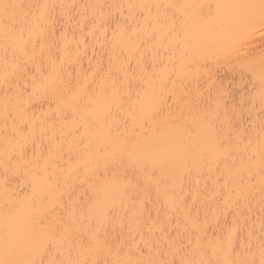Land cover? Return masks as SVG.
Listing matches in <instances>:
<instances>
[{
    "label": "bare ground",
    "instance_id": "1",
    "mask_svg": "<svg viewBox=\"0 0 264 264\" xmlns=\"http://www.w3.org/2000/svg\"><path fill=\"white\" fill-rule=\"evenodd\" d=\"M0 3L23 5L22 11L28 13L29 21L42 14L44 17V22L31 33L25 30L26 49L0 31V257L9 233L32 230L25 221V210L18 206L26 192H31L32 176L26 173L23 160L17 162L13 158L7 172L4 163L5 148L12 150V144L5 142L14 135L18 108L25 103L30 116L39 117L42 113L51 116L43 124L46 130L43 135L40 124L35 129L36 143L43 142L44 156L53 131L56 135L52 143L61 142L63 146L62 157L58 149L54 166L48 168L52 194L59 197L49 219H63L55 238L62 243L59 249L51 247L45 252V264L53 257L67 258L69 250L73 258L99 259L103 264L104 255L96 256L86 248H79L80 239L86 242L98 227L100 238L112 245L110 260L117 255L116 245L122 241H126L118 253L122 260L140 259L142 250L143 259H148L145 241L156 245L153 259L222 260L225 250L221 241L224 229L229 226L234 229L238 226L233 247L240 255L233 253L232 258L243 259L246 255L252 259L254 254L258 264L260 240L264 237L261 230L264 185L256 133L264 118L258 100L264 40L252 29L258 26L259 8L221 9L217 18L215 5L258 6L260 0H0ZM172 4L212 5V16L206 15L207 7L203 17L199 9L184 10L188 23L180 29L181 38L186 30L190 51L198 53L187 69L191 78L181 81L179 71L173 72L160 114L141 126L140 121L134 124L126 113L138 91L146 88L149 94L153 92V85L143 72L145 66L151 70L152 41L133 48L126 37L114 36V31L118 33V23L135 26L139 22L143 26L145 16H171L179 11L165 7ZM129 5L150 8L143 9L141 14L138 7ZM160 52L164 53L163 47ZM163 67L161 64L160 68ZM176 67L179 70V56ZM154 79L155 91L159 92V79ZM34 82L38 93L28 102ZM42 85L47 86L46 95ZM117 86L123 107L112 105L108 121L112 137L90 132L84 143H79L84 127L79 130L70 125L64 127L57 113L58 105L60 113H67L70 118L72 108L83 112L81 102L92 96L102 102L111 100ZM220 93L224 97L217 126L225 118L223 104H226L236 127L247 128L251 134L254 160L249 159L253 149L244 150L247 137L240 141L239 152L234 140L233 154L219 163L217 154L210 149L204 113L213 115ZM242 96L246 100L243 120L239 111L235 114L231 111L233 104H240ZM253 97H256L254 106ZM53 124L55 127L50 130L48 126ZM232 136L235 137V132ZM26 151L25 159H32L33 147ZM43 162L41 157L40 165ZM242 163L251 164V169H246L241 178L236 169ZM226 166L233 169L232 176ZM225 194H229L227 202ZM44 205L50 209L53 206L48 199ZM101 210L106 216L103 224L98 225ZM189 212L193 219L198 216V230L189 221ZM153 222L162 224L163 230L150 233L148 227ZM171 240L176 244L169 248ZM36 259L39 261L40 256Z\"/></svg>",
    "mask_w": 264,
    "mask_h": 264
},
{
    "label": "snow or ice",
    "instance_id": "2",
    "mask_svg": "<svg viewBox=\"0 0 264 264\" xmlns=\"http://www.w3.org/2000/svg\"><path fill=\"white\" fill-rule=\"evenodd\" d=\"M43 7H47L46 5ZM103 7V6H101ZM121 8L123 6H120ZM138 7L143 14V9L150 8L149 5H129V8ZM159 7V5H157ZM166 8L177 9L179 11H174L171 16L154 17L149 18L145 16L143 26L139 22L135 26L129 24H117V31H114V36L119 35L122 39L127 38L133 48H138L141 43H146L147 41H152V64L151 70L147 66L143 68L145 76H147L148 82L153 85V92L149 94L146 88L143 92L138 91L136 93L135 99L132 100L129 94V99L132 100L131 110L127 112V116L131 119L134 124L137 121L141 122L143 126L144 122L152 121L156 116H158L162 110L161 106L167 98L165 92L168 80L172 79L173 72L179 71L178 76L181 81L185 77L191 78L190 73L187 71L197 58L198 53L194 50L190 51L188 46V34L185 30V35L181 38L180 29L185 28L188 20L185 16L186 9H199L201 17L205 16L204 9L207 7L209 9L206 14L209 18L212 16V5H194V4H184V5H166ZM259 8V21L258 26L254 27L252 30L259 32L261 34V39L264 40V0H260L259 5L252 4H235V5H224L216 4L215 8L217 10V18H219V12L221 9H255ZM24 8L21 4L15 3H0V31H3L5 37H11L14 41L19 42L21 46L26 49L27 42L24 40V33L27 29L31 33L34 28L39 27L40 24L44 22L43 14L40 17L35 18L33 21L28 20V13L22 11ZM179 25V28H178ZM131 29V30H130ZM164 48V53L160 52V48ZM171 52L170 55H167ZM144 54L142 53V56ZM177 56H179L180 68L177 69ZM53 65L55 62H52ZM261 68L259 72L260 81V92L258 96L261 108L264 109V52L261 55ZM139 64V62H138ZM163 64L164 67L161 69L160 65ZM169 64L172 65L169 68ZM255 75V72L253 71ZM158 78L160 82V91H155V79ZM7 79V75L5 76ZM115 83V82H114ZM176 81L173 80V86L175 87ZM44 87V94H47V86ZM144 83L142 81V88ZM102 92L107 96V92L102 88ZM38 87L33 84V91L29 94L28 102H31L32 96L37 95ZM174 94V88H173ZM224 94L220 93L217 98L216 108L213 110V115H209L207 112L204 113V117L207 121L208 136L207 142L210 149L217 154L218 163L224 161L227 156L232 155L233 141L235 140L237 152L240 151L239 143L240 141H247L244 144V150L248 151L253 149L252 155L249 157L250 160L255 158V150L253 147V140L251 134L247 128H237L236 121L228 115L229 109L226 104H223L224 120L220 121L219 126H217L216 121L220 120V112L222 107ZM122 98L119 96V86L115 87L111 100L102 102L99 97L92 96L87 101H82L84 108L83 112H79L77 107L72 108L71 116L69 118L67 113H60V105L57 107V113L63 120V126H71L72 129L79 130L80 127H84L85 133L81 135L79 143L83 144L85 139H87L88 133L96 134L99 132L107 137H112L113 129L109 124V117L112 115L111 108L113 104L117 107H123L121 102ZM246 100L242 96L240 104H233L231 111L232 113L240 112V119L243 120V105ZM256 103V97L252 98V105ZM67 107V105H65ZM251 113V108L248 110ZM18 122L14 121L13 132L14 135L6 140L7 144H12V150L9 151L5 148V172L8 171V163L15 158L17 162L23 160L24 168L27 174H31L32 179L29 182L31 187V192H26L25 196L19 201V207L23 208L26 212L25 221L27 224L32 226V230L18 229L15 232L9 233L8 237L5 239L3 255L0 257V264H45L43 256L45 252L51 248H60L62 242H56V235L58 229H60L63 219H56L53 217L49 219V214L55 211V201L59 197H55L52 194L51 176L48 174L49 166H54L55 164V152L59 149L61 157L63 154V146L61 142L52 143L55 140V132L50 138L49 145L47 147V155L44 156L42 151L43 142L40 144L36 143L37 137L35 129L37 124L41 125L40 132L41 135L45 133V128L43 124L51 119L48 114H41L36 117L35 114L31 116L28 113V109L25 103H22L18 108ZM127 123V121H125ZM225 125H227V131H225ZM49 129H54L55 125H49ZM25 128L27 131H25ZM256 125L253 123V130H255ZM235 132V137L232 133ZM256 140L259 146V168L261 170V184L264 185V118L260 120L259 131L256 133ZM14 141V143H13ZM90 143V141H89ZM32 146L34 150V156L32 159H25L27 156V148ZM106 146V145H105ZM41 157H43V165H40ZM251 169V164L245 166L243 163L236 169V174L241 175L245 170ZM226 170L229 176L233 175V169L226 166ZM5 187H7V180H5ZM227 187V182L225 183ZM264 193V187L261 189ZM15 195V193H14ZM45 199L52 202V208H48L44 205ZM225 201L229 199V194H225ZM262 200V211H264V195L261 197ZM63 207V205H62ZM106 216V212L101 210L99 212L98 225L103 224V217ZM189 221L193 224V227L198 230V216L193 219L189 212ZM67 229L65 228V231ZM163 230L162 224H157L153 222L148 227L150 233H156ZM238 230L229 226L224 229V234L221 241V248L225 250V257L222 260L212 261V260H188L186 258H180L177 260L173 259H153V248L156 247L151 241H145V248L148 252V259H143V250L140 253L141 258L132 260H122L118 258V253L123 250V245L126 241H122L120 244L116 245L115 252L116 256L113 259H108L109 255L113 254V248L107 239H101L99 227L95 232H92L88 237L87 241L83 238L79 241V248L81 250L87 249L89 254H94L96 256L104 255L105 259L103 264H257V260L254 258L248 259L247 256L243 259H233V253H236L233 247L234 235ZM261 230L264 232V217H261ZM249 239L251 240V233H249ZM199 240V237H197ZM176 244L175 240H171L169 243V248ZM250 251V244L249 249ZM177 252L180 249H176ZM157 255L163 256L164 253L157 252ZM63 256V253H60ZM237 256L240 253H236ZM40 256V260L37 261L36 257ZM259 262L258 264H264V237L260 240L259 245ZM47 264H100L99 259H88L85 258H73L71 251L69 250L67 258L57 259L53 257L47 261Z\"/></svg>",
    "mask_w": 264,
    "mask_h": 264
}]
</instances>
